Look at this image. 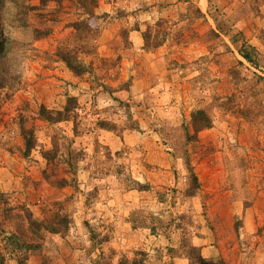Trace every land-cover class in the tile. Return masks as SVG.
I'll use <instances>...</instances> for the list:
<instances>
[{"label": "rangeland", "instance_id": "1", "mask_svg": "<svg viewBox=\"0 0 264 264\" xmlns=\"http://www.w3.org/2000/svg\"><path fill=\"white\" fill-rule=\"evenodd\" d=\"M126 1H50L27 17L50 26L36 38L6 16L0 264H264V0ZM58 48L87 70L74 74ZM68 95L76 132L38 118ZM198 108L212 125L196 131ZM22 126L37 137L28 153ZM52 136L77 157L64 186L42 175Z\"/></svg>", "mask_w": 264, "mask_h": 264}, {"label": "trees", "instance_id": "2", "mask_svg": "<svg viewBox=\"0 0 264 264\" xmlns=\"http://www.w3.org/2000/svg\"><path fill=\"white\" fill-rule=\"evenodd\" d=\"M50 1H54L56 3H61V0H39L38 5H32L28 2V0H0V59H2L7 53V46L9 45L8 37L5 34L2 25L7 23L6 16H10V21L14 22L16 25H23V27L31 29L34 34L33 37H41L45 36L50 32V26L44 25V27H37L34 25H30L28 22V16L33 11H38L44 9L48 5ZM85 1V0H81ZM93 3V8L98 5L97 0H88ZM14 8V13H9V9ZM84 13L93 15L94 10H86ZM18 23V24H17ZM72 25L75 29H78V21L72 22ZM147 44V43H146ZM253 48L242 45L240 48V55L248 62L253 63L254 58L252 57ZM56 54L58 57L65 63L66 67L70 69L76 75H82L86 70L87 66L81 61L75 53H73L72 49L68 48H58ZM4 85L0 82V88ZM78 102L76 97L67 96L66 102L61 109H49L45 105L41 104L38 110V118L44 120L48 123H56L63 120H72L73 131L76 132V118L78 117ZM192 125L194 130L199 131L203 128L210 127L212 125L211 116L204 110L203 108H198L194 112H192ZM106 121H100L98 125L102 128H107ZM21 135L23 138L24 151L26 153L30 152L37 145V137L34 133V130L29 127L25 128L21 127ZM71 151L67 152L65 155L60 154V143L58 142L57 137H51V147L47 149H41L40 154L46 161V167L42 169V175L44 178L50 180L52 184L56 186H64L75 180L74 172L77 164V157ZM60 163H65L66 167H64L67 175L58 177L51 181V178H55V168L58 167ZM63 169V170H64ZM27 219L30 221V225L32 226L36 224L35 219H32L31 216H28ZM68 222L62 218L59 221L61 226H64ZM60 225L58 227H51L50 230L54 232L61 231ZM49 229V227H44ZM130 264H139L136 258H134Z\"/></svg>", "mask_w": 264, "mask_h": 264}, {"label": "crops", "instance_id": "3", "mask_svg": "<svg viewBox=\"0 0 264 264\" xmlns=\"http://www.w3.org/2000/svg\"><path fill=\"white\" fill-rule=\"evenodd\" d=\"M97 1L99 2L100 6L97 5L95 9L100 8L103 10L105 9L106 6H112V5L121 6L122 3H125V2H123L124 0H115V1L114 0H97ZM114 142L116 145V140H114ZM114 148H115V146H114ZM204 248H205L204 249L205 251H202V252H203L204 256H206L210 249H207L208 247H204ZM173 261L175 264H188V261L186 259H184L183 257H179V256L173 258ZM211 262H213V259L211 260Z\"/></svg>", "mask_w": 264, "mask_h": 264}]
</instances>
